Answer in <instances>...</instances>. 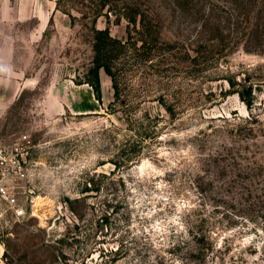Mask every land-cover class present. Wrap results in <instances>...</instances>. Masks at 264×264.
<instances>
[{"label": "rangeland", "instance_id": "rangeland-1", "mask_svg": "<svg viewBox=\"0 0 264 264\" xmlns=\"http://www.w3.org/2000/svg\"><path fill=\"white\" fill-rule=\"evenodd\" d=\"M101 2L61 0L19 48L0 264H264V0ZM95 28L117 40L100 100Z\"/></svg>", "mask_w": 264, "mask_h": 264}, {"label": "crops", "instance_id": "crops-1", "mask_svg": "<svg viewBox=\"0 0 264 264\" xmlns=\"http://www.w3.org/2000/svg\"><path fill=\"white\" fill-rule=\"evenodd\" d=\"M58 0H0V117L16 94L31 82L17 63L19 48L37 41L45 31ZM35 20L26 38L16 35L18 23ZM35 33V34H34ZM36 35L37 38H34Z\"/></svg>", "mask_w": 264, "mask_h": 264}, {"label": "built area", "instance_id": "built-area-1", "mask_svg": "<svg viewBox=\"0 0 264 264\" xmlns=\"http://www.w3.org/2000/svg\"><path fill=\"white\" fill-rule=\"evenodd\" d=\"M29 148L30 138L26 134L0 145V220L6 212L16 210L17 181L26 175L25 163Z\"/></svg>", "mask_w": 264, "mask_h": 264}, {"label": "trees", "instance_id": "trees-1", "mask_svg": "<svg viewBox=\"0 0 264 264\" xmlns=\"http://www.w3.org/2000/svg\"><path fill=\"white\" fill-rule=\"evenodd\" d=\"M61 0L57 1V4H60ZM101 8L105 7L108 4V0H102L100 3ZM102 11H98L95 15V18H97L99 15H101ZM130 20L135 21V17L131 16ZM96 32V51H97V58H96V64L91 69V73L94 75L95 79L92 81V84L94 86V90L96 92L97 98L100 100L101 98V89H100V80H99V70L101 67H103L107 72L112 73L111 70V63L110 60L112 59V53L110 51V44L111 43H117V40H115L108 29H97L95 28ZM119 42V41H118ZM116 85V84H115ZM104 220H108V217H105ZM198 236V244L200 245V242L203 241L202 235Z\"/></svg>", "mask_w": 264, "mask_h": 264}]
</instances>
